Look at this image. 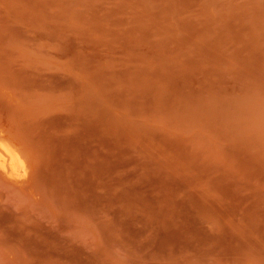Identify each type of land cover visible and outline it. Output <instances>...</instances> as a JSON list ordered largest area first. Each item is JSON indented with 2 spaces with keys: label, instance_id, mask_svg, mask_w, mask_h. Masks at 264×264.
Here are the masks:
<instances>
[{
  "label": "rangeland",
  "instance_id": "374dc122",
  "mask_svg": "<svg viewBox=\"0 0 264 264\" xmlns=\"http://www.w3.org/2000/svg\"><path fill=\"white\" fill-rule=\"evenodd\" d=\"M0 140V264H264V0H0Z\"/></svg>",
  "mask_w": 264,
  "mask_h": 264
},
{
  "label": "bare ground",
  "instance_id": "6f19581e",
  "mask_svg": "<svg viewBox=\"0 0 264 264\" xmlns=\"http://www.w3.org/2000/svg\"><path fill=\"white\" fill-rule=\"evenodd\" d=\"M15 145L0 140V166L8 172L27 171L26 161ZM10 170V171H9ZM6 171V172H7ZM12 174V173H11Z\"/></svg>",
  "mask_w": 264,
  "mask_h": 264
}]
</instances>
